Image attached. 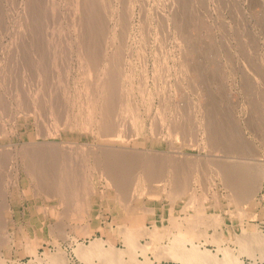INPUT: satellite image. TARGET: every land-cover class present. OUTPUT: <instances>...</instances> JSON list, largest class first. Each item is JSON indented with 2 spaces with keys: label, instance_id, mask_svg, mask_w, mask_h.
<instances>
[{
  "label": "rangeland",
  "instance_id": "1",
  "mask_svg": "<svg viewBox=\"0 0 264 264\" xmlns=\"http://www.w3.org/2000/svg\"><path fill=\"white\" fill-rule=\"evenodd\" d=\"M95 1L0 0V264L28 262V245L40 254L60 245L70 264H84L72 250L75 240L97 236L123 247L113 233L120 224L152 229L159 222L176 232L174 220L198 216L194 230L219 223L207 230L222 232L231 248L235 235L253 225L264 232V0ZM111 68L119 88L110 91ZM114 97L119 102L107 103ZM41 145L50 155L33 153ZM109 150L116 157L134 154L135 166L124 172L118 163L119 170L107 167L111 173ZM232 162L252 166L259 178L242 204L218 168ZM69 164L75 172L83 165L77 170L83 175L73 176ZM108 172L127 186L118 178L115 185ZM127 172L135 179L128 182Z\"/></svg>",
  "mask_w": 264,
  "mask_h": 264
},
{
  "label": "bare ground",
  "instance_id": "2",
  "mask_svg": "<svg viewBox=\"0 0 264 264\" xmlns=\"http://www.w3.org/2000/svg\"><path fill=\"white\" fill-rule=\"evenodd\" d=\"M94 1V3L96 2L95 0H93ZM101 1H103V0H101ZM89 2V1H88ZM109 2V1H108ZM187 2V1H186ZM86 3V2H85ZM91 3H93V2H91ZM91 3H90V5H91ZM103 3H106V1H104ZM98 4H99V2H98ZM100 4H102V3H100ZM89 5V6H90ZM103 5H105V4H103ZM92 6V5H91ZM90 6V7H91ZM95 6H97V5H95ZM99 6V5H98ZM102 6V5H101ZM107 5H105V7H106ZM89 8V7H88ZM96 8V7H95ZM99 8V7H98ZM97 8V9H98ZM87 9V8H86ZM94 9V8H93ZM92 9V11H94ZM101 10L103 9V11H104V8L102 7V8H100ZM100 9H98V10H100ZM109 9V8H108ZM107 9V10H108ZM90 10V9H89ZM106 10V11H107ZM85 11H87V10H85ZM95 11H97V10H95ZM94 11V12H95ZM89 12V11H88ZM98 12V11H97ZM105 12V11H104ZM87 13V12H86ZM92 13V12H91ZM98 13H100V12H98ZM93 14H97V13H93ZM103 14V13H102ZM88 16H89V18H91V14L89 15V14H87ZM98 15V14H97ZM94 16V15H93ZM92 16V17H93ZM95 17V16H94ZM100 16L98 15V18H99ZM88 18V17H87ZM88 18V19H89ZM95 18H97V17H95ZM102 18V17H101ZM101 18H100V20H101ZM87 19V20H88ZM94 19V18H93ZM99 20V19H98ZM93 22L94 21H92V24H93ZM88 23H90L89 21H88ZM95 23V22H94ZM96 23H98V22H96ZM99 23H101V21L99 22ZM91 24V25H92ZM88 25H90V24H88ZM87 25V26H88ZM95 25V24H94ZM94 25H92L93 27H94V29H96L95 28V26ZM99 25V24H98ZM92 26L90 27L91 29H93L92 28ZM100 26V25H99ZM97 27V26H96ZM89 28V27H88ZM89 28V31H92L91 29ZM99 28V27H98ZM100 28H102V26H100ZM99 28V29H100ZM94 29H93V31H92V33L94 32V35L96 34V31H94ZM97 31H98V29H96ZM102 30H103V28H102ZM101 30V31H102ZM89 31H87V32H89ZM100 31V32H101ZM179 31V30H178ZM104 32V31H103ZM102 32V33H103ZM98 33V32H97ZM89 34L91 35V33L89 32ZM93 35V34H92ZM102 35V34H101ZM90 37V36H89ZM98 37H101V36H97V39H98ZM92 38H93V36H92ZM96 38H94V40H97ZM87 41H89V40H87ZM92 41V40H91ZM93 43L95 42V41H92ZM97 42V41H96ZM92 43V44H93ZM89 44H91V43H89ZM95 45H96V43H94ZM88 45V44H87ZM91 46V45H90ZM89 46V47H90ZM88 47V46H87ZM96 47H97V45H96ZM93 49H95V51H96V48H94L93 47ZM88 50H92L91 48L89 49L88 48ZM95 51H93V52H95ZM91 51H89L88 53H90ZM93 52H91V53H93ZM117 53V52H116ZM119 53V52H118ZM90 55V54H89ZM94 55H95V53H94ZM119 55V54H118ZM116 56V61H118L117 60V55H115ZM90 58H93V57H90ZM94 61H95V59H93ZM93 61V62H94ZM114 61V60H113ZM120 61V60H119ZM120 64L122 63V62H119ZM112 64H114V63H112ZM118 64V63H117ZM114 65H112V67H113ZM111 67V66H110ZM117 67H118V65H117ZM112 69H114V71L116 70V68H111V70ZM120 69H121V67H120ZM119 69V72L121 71ZM113 71V72H114ZM115 74H112V73H110L111 75H113L114 77L117 75L116 74V71L114 72ZM121 74V73H120ZM119 75V74H118ZM109 76V75H108ZM122 76V75H121ZM111 76H109V78H110ZM116 77H118V76H116ZM115 77V81L112 79V78H110L108 81L109 82H107L108 84H107V86L108 87H110V91H111V88L112 87H115L114 85H116V80H117V78ZM120 77V76H119ZM105 79H106V77H105ZM119 80V79H118ZM121 80V79H120ZM118 81V83L119 82H121V81ZM105 81V80H104ZM103 83V81H100L99 82V84H101V85H99L100 87L103 85L102 83ZM116 82V83H115ZM115 83V84H114ZM114 84V85H113ZM118 85V84H117ZM105 87H106V83H105ZM107 87V88H108ZM122 87V86H121ZM106 88V89H107ZM116 88V90L119 88L118 86L117 87H115ZM105 89V88H104ZM112 89H114V88H112ZM123 89V88H122ZM110 91H108V94L110 93ZM114 92V91H113ZM116 93H118V92H120V90H118V92L117 91H115ZM100 94H101V92H100ZM108 94H104V95H108ZM119 94V93H118ZM117 94V96H119ZM123 94V93H122ZM125 94V93H124ZM111 96H113V94L111 95ZM116 96V95H115ZM124 98H125V95H122ZM108 98H107V100H111V99H109V95L107 96ZM120 97V96H119ZM122 97V98H123ZM39 98H40V96H39ZM101 98H102V96H101ZM104 98H106L105 96H104ZM114 99H116V97H114L113 98V101H107V103H110V102H114L115 100ZM118 102H119V98L118 99H116ZM261 100V99H260ZM106 100L104 99V102H105ZM261 101H263V100H261ZM106 103V102H105ZM115 103H117V102H115ZM264 103V102H263ZM262 103V104H263ZM92 104V103H91ZM91 104H90V106H91ZM114 104V103H113ZM112 104V105H113ZM106 105V104H105ZM109 105H111V104H109ZM115 106L113 107V108H115L116 109V107H118V103H117V105L116 104H114ZM260 105H261V102H260ZM94 106V105H93ZM92 106V107H93ZM99 106H100V104H99ZM104 105H101V107L102 108H104L103 107ZM107 107H108V105H106ZM91 108V107H90ZM101 108V109H102ZM106 108V107H105ZM104 108V109H105ZM168 108V107H167ZM173 108V107H172ZM176 108H178V107H176ZM110 109V108H109ZM263 110H264V108H262ZM94 110V109H93ZM112 111H114V114H115V112L116 111H118V110H114V109H111ZM121 110V109H120ZM174 110V109H173ZM177 110V109H176ZM175 110V111H176ZM181 109H179V111H180ZM97 111V110H96ZM106 111V110H105ZM105 111L104 110H102V113H105ZM110 111V110H109ZM112 111H110L111 113H112ZM175 111H173V112H175ZM178 111V110H177ZM177 111H176V113H177ZM194 111V110H193ZM121 112V111H120ZM263 112V111H262ZM181 113H183V112H180L179 114H181ZM188 113H191V112H189L188 111ZM106 116L108 115V113H107V111H106ZM105 114H104V116H105ZM110 114V113H109ZM121 114V113H120ZM173 115H174V113H172ZM184 114V113H183ZM92 115V114H91ZM103 115V114H102ZM119 115V113L117 114V116ZM121 115H123V114H121ZM192 115H194V114H192ZM112 117L111 118H113V114L111 115ZM188 115H186V117H187ZM195 116H196V114H195ZM195 116H193L194 117V119H195ZM102 117V116H101ZM115 117V116H114ZM119 117H121L120 115L117 117L118 118V120L117 121H119ZM123 117H125V116H123ZM171 117V116H170ZM183 117H185V116H183ZM182 117V118H183ZM185 117V118H186ZM192 117V118H193ZM109 118H110V116H109ZM110 118V122H112V119ZM117 118H115V119H117ZM122 118V117H121ZM176 118V117H175ZM189 118H191V117H189ZM204 118V117H203ZM106 119V118H105ZM114 119V118H113ZM180 119H181V117H180ZM188 119V118H187ZM96 120L98 121V123H99V121L100 120H98L97 118H96ZM103 120V119H102ZM102 120H101V122H102ZM122 120V119H121ZM174 120V119H173ZM172 120V121H173ZM179 120V119H178ZM104 121H106V120H104ZM104 121H103V123L102 124H106V123H104ZM114 121V120H113ZM116 121V120H115ZM113 122V124L115 123L116 124V122ZM110 122H107L108 123V125H109V123ZM121 122V121H120ZM175 122V121H174ZM177 122V121H176ZM180 122V121H179ZM97 123V124H98ZM119 123V122H118ZM117 123V124H118ZM183 123V122H182ZM185 123V122H184ZM206 123H207V121H206ZM210 123V122H209ZM100 124V123H99ZM117 124L116 125H112V124H110V125H112V127H113V129H114V127L116 128V126H117ZM104 125H102V126H104ZM107 125V124H106ZM110 125L108 126V128H106L107 130L109 129V127H110ZM180 125V127L182 126L181 125V123L179 124ZM184 125V124H183ZM214 125V124H213ZM102 126H100V128L99 129H101V127ZM175 126V125H174ZM218 126V125H217ZM230 126V125H229ZM106 127V126H105ZM112 127H110V128H112ZM177 127H179V126H177ZM179 127V128H180ZM186 127V126H185ZM209 127V126H208ZM207 127V128H208ZM213 127V126H212ZM103 128V127H102ZM176 128V127H175ZM182 128H184V127H181V129ZM205 128V127H204ZM206 128V129H207ZM214 128V127H213ZM212 128V129H213ZM230 128H232V127H230ZM105 129V128H104ZM180 129V130H181ZM209 129V128H208ZM211 129V130H212ZM219 129V128H218ZM102 130V129H101ZM100 130V131H101ZM184 130H186V129H184ZM211 130H210V132H211ZM216 130H217V128H216ZM215 130V131H216ZM103 131H106V130H103ZM112 130H109V132H111ZM114 131H116V130H114ZM182 131V130H181ZM208 131V130H207ZM214 131V130H213ZM220 132L222 131L223 132V130H219ZM225 132V131H224ZM227 132V131H226ZM231 132V131H230ZM186 133V132H185ZM101 134H102V132H101ZM105 134V133H104ZM110 134V133H109ZM208 134V133H207ZM210 134V133H209ZM211 134H213V132L211 133ZM220 134V133H219ZM222 134V133H221ZM237 134V133H236ZM107 135V134H106ZM217 135V134H216ZM231 135H232V133H231ZM208 136V135H207ZM212 136V135H211ZM222 136V135H221ZM224 136V135H223ZM234 136V135H233ZM213 137V136H212ZM211 137V139H213ZM225 137L227 138V140H228V137H227V134L225 135ZM229 137H230V135H229ZM216 138H217V136H216ZM216 138H214L215 140H216ZM232 137H230V140H232L231 139ZM237 138V137H236ZM235 138V139H236ZM222 139H224L223 137H222ZM209 140H210V138H209ZM208 140V141H209ZM215 140H213V141H215ZM230 140H228V141H230ZM212 141V140H211ZM220 141V140H219ZM224 141V140H223ZM233 141H235V140H233ZM216 142L217 141H215V144H216ZM225 142V141H224ZM208 143V142H207ZM211 142H209L208 144H210ZM213 143V142H212ZM220 143H222V142H220ZM233 143V142H232ZM235 143V145L234 146H236V141L234 142ZM32 144H34V143H32ZM228 144H231V141L228 143ZM243 144V143H242ZM219 145V144H218ZM222 145V144H221ZM240 145V144H239ZM244 145V144H243ZM42 146V145H41ZM211 146L213 147L214 145H212L211 144ZM216 146V145H215ZM232 146V145H231ZM32 147V146H31ZM48 147V146H47ZM224 147H226V146H224ZM237 147V146H236ZM243 148H245L244 146H242ZM40 147H38L37 149H39ZM41 148H43L44 149V147L42 146ZM52 148V147H51ZM57 147H55V149H56ZM31 149V148H30ZM45 149H46V147H45ZM42 150L41 151V149L39 150V151H37L36 149H35V152L33 151V153H35V155L37 154V155H39L40 157H43L44 155H50V151H51V149L48 147V149H50V151H48V150ZM69 149H71V148H69ZM69 149H66L65 151H66V155H68L67 154V152L68 151H71V150H69ZM100 149V148H99ZM102 149V148H101ZM229 149V148H228ZM234 149L236 150V148L234 147ZM239 149H241V147L239 148ZM238 149V151H241V150H239ZM32 150H33V147H32ZM31 150V151H32ZM53 150V149H52ZM58 150V149H57ZM104 150V149H103ZM107 150V149H106ZM106 150H104L105 152H106ZM110 150H112V149H110ZM109 150V152L107 153V155H113L114 153H111V154H109L111 151ZM113 150H114V148H113ZM244 150V149H243ZM243 150L241 151V152H243ZM26 151H27V149H26ZM60 151V150H59ZM63 151H64V149H63ZM30 152V151H29ZM58 152V151H57ZM88 152V151H87ZM91 154H92V149H91ZM94 152V151H93ZM105 152H103L102 151V153H104V156L106 157V155H105ZM112 152H114V151H112ZM27 154H28V152H26ZM61 153V152H60ZM75 153H77V152H75ZM75 153H74V156H72V157H76L77 156V154H76V156H75ZM83 154V153H85L84 151H80V154ZM95 154H96V152H94ZM102 153H101V155H102ZM30 154H31V159L32 158H35V157H33L34 155L30 152ZM30 154L27 156V157H29L30 156ZM42 154V155H41ZM52 154H55V156H56V151H55V153H54V151H53V153ZM51 154V155H52ZM59 154V153H58ZM88 154V153H87ZM118 154V153H117ZM123 154H125V153H123ZM126 154H128V153H126ZM64 156H66L65 155V153L63 154ZM69 155H72V153L71 154H69ZM39 156H37L38 158H40ZM54 155H52V157H53ZM61 156V155H60ZM59 156V157H60ZM82 156V158H83V161H84V157L83 156H85V154L84 155H81ZM97 156V155H96ZM108 156V157H109ZM118 156V155H117ZM46 157V156H45ZM48 157V156H47ZM58 157V156H57ZM71 157V158H72ZM78 157L79 156H77V158L76 159H78ZM108 157H106V158H108ZM113 157H115L114 158V162H112L111 163V161L110 162H108V164H109V166L107 165V163H106V165L107 166H105L106 168L108 167H110V168H112L113 170H114V168H117V165H118V163L120 164V166L123 168V164H124V168L125 167H128L129 165H131V163L132 162H134L135 161V159L136 158H134V154H133V157H131V156H129V155H125V156H119V157H116L115 156V154H114V156ZM63 158H65V157H63ZM68 158V160L70 159V157H66L65 159H67ZM98 158H100V156L98 157ZM102 159L104 158V157H101ZM134 158V159H133ZM139 158V157H138ZM28 159V158H27ZM43 159V158H42ZM53 159V158H52ZM56 159H58V158H56ZM37 160V161H36ZM45 160H47V158L45 159ZM50 160V159H49ZM55 160V159H54ZM60 160V159H59ZM63 160V159H62ZM62 160H60L61 162H62ZM67 160V161H68ZM72 161H74L73 159H71ZM70 160V161H71ZM80 159H78L77 161H79ZM100 160V159H99ZM98 159H97V163H99L100 161H99ZM109 160H111L110 158L108 159V161ZM137 160H141V159H137ZM147 160V159H146ZM148 160H151V158L149 159L148 158ZM147 160V162H149ZM153 161H154V159H152ZM151 160V161H152ZM160 160V159H159ZM33 161H34V163L36 164L37 162H38V159H33ZM32 161V162H33ZM65 161V160H64ZM71 161V162H72ZM76 161V162H77ZM99 161V162H98ZM102 161V162H103ZM151 161H150V163H149V166H151L150 164H151ZM156 161V160H155ZM31 162V161H30ZM41 163L43 162L44 163V161L43 160H41L40 161ZM46 162H48V160L46 161ZM146 162V164H148ZM33 163V164H34ZM39 163V162H38ZM43 163H42V165H40V167L41 166H43ZM49 163V162H48ZM58 163V162H57ZM56 163V164H57ZM65 163H66V161H65ZM73 163V162H72ZM78 163V162H77ZM81 163V162H80ZM137 163V166H138V162H136ZM142 163H144V162H142ZM232 163H234V162H232ZM31 164V163H30ZM29 164V166H30V169H31V166H33V168L35 167L34 165H30ZM40 164V163H39ZM56 164H54L55 166H56ZM74 164L75 165H77L76 163H75V161H74ZM100 164V163H99ZM98 164V165H99ZM114 164H116V167H115V165ZM132 164H134V163H132ZM140 164V163H139ZM145 164V166H147ZM152 164H153V162H152ZM156 164H157V162H156ZM155 164V165H156ZM44 165H45V163H44ZM72 166H73V164H71ZM74 165V166H75ZM103 165H105L104 163H103ZM144 165V164H143ZM38 166V165H37ZM51 166V165H50ZM55 166H53V167H55ZM58 166V165H57ZM62 166V165H61ZM66 166V165H65ZM69 166H70V164H69ZM73 166V167H74ZM83 166V165H82ZM82 166H81V164H80V166H79V168H82ZM119 166V165H118ZM134 166H135V164H134ZM133 165H132V167H134ZM39 167V166H38ZM43 167H45V166H43ZM63 167V166H62ZM77 166H75L74 167V169L76 168ZM103 167V166H102ZM105 167H103V168H105ZM120 167V168H121ZM252 167V166H251ZM251 167L249 166V165H244V163H242V164H240L239 165V163H237V164H231L230 163V165L229 164H222V163H220V165H219V169H220V171H222L223 173H224V176H225V179H226V181H227V183H230V184H228V185H230V186H232V187H230L231 188V190H233V193H234V189H235V191L238 193V195L240 196V197H242L241 199H240V201H241V204H242V202H243V198H244V201L246 200L245 198H248V196H250L251 197V194H253V192H256L255 190H256V188L258 187V180H259V178H258V174L256 173H251ZM57 168V167H56ZM61 168V167H60ZM70 168H71V171H72V167L70 166L69 167V170H70ZM78 168V167H77ZM76 168V169H77ZM78 168V169H79ZM102 168V169H103ZM107 168V169H108ZM122 168H121V170H122ZM128 168H130V167H128ZM148 169V167H145V169ZM156 169H157V167H155ZM154 168V169H155ZM257 168V167H256ZM36 170H37V167L35 168ZM34 169V170H35ZM39 170H42V168L40 169V168H38ZM50 169H53V168H50ZM77 169V170H78ZM111 169V170H112ZM118 169V168H117ZM116 169V172L118 173L119 171V169L117 170ZM133 169V168H132ZM131 169V170H132ZM151 169V168H150ZM149 169V170H150ZM43 170H44V168H43ZM43 170L41 171V173H43ZM49 170V169H48ZM54 170H56L55 168H54ZM61 170V169H60ZM76 170V172L75 171H72L73 172V176L75 175L74 173H76V175L78 174V171ZM81 171H82V169H80ZM106 170V169H105ZM110 169H108V171H110L111 173H112V171H111ZM126 168H125V170H124V172H126ZM130 170V171H131ZM159 170V169H158ZM253 171H255L254 169H252ZM33 171V170H32ZM45 171H46V167H45ZM44 171V172H45ZM81 171H80V173H81ZM104 171V170H103ZM129 171V172H130ZM133 171V170H132ZM157 171V170H156ZM219 171V172H220ZM49 172V171H48ZM52 172V171H51ZM105 172H107V171H105ZM110 172H108V175H111V173ZM122 173H123V171H121ZM129 172H127V173H129ZM37 173V172H36ZM40 173V172H39ZM39 173H37V174H39ZM46 173V172H45ZM55 173H56V171H55ZM65 173V172H64ZM110 173V174H109ZM114 173V172H113ZM127 173H125L126 174V176H124L125 177V179H128L127 181L129 182V179L130 180H133V179H135V177H133V175H132V177H133V179L132 178H128L127 177V175H130V173L129 174H127ZM135 173V172H134ZM221 173V172H220ZM52 174H53V172H52ZM106 174V173H105ZM42 176H43V174H41ZM67 175H69L70 176V174L68 173ZM79 176H81V175H83V174H78ZM107 175V174H106ZM120 175H121V173H120ZM119 175V176H120ZM123 175H124V173H123ZM223 175V174H222ZM221 175V176H222ZM36 176V175H35ZM44 176H45V174H44ZM47 177H49L50 178V174H49V176L48 175H46ZM45 176V177H46ZM55 176V175H54ZM63 176V175H62ZM69 176H68V179H69ZM72 176V177H73ZM111 176H113V178L112 179H110V180H113L114 178L115 179H117L118 178V180L119 181H121V179H123V181H122V183H124V178H122V176H121V179L119 178V177H114V175L112 174ZM115 176H116V174H115ZM131 176V175H130ZM129 176V177H130ZM40 177V175H38V178ZM45 177H44V180H45ZM52 177V176H51ZM56 177V176H55ZM54 177V178H55ZM71 177V176H70ZM127 177V178H126ZM155 177V176H154ZM260 177V176H259ZM37 178V177H36ZM43 178V177H42ZM77 178H80V177H78L77 176ZM109 178V177H108ZM111 178V177H110ZM52 179V178H51ZM62 179V178H61ZM71 179V178H70ZM82 179V178H81ZM113 180L114 182L115 181H117L116 183H115V185L116 184H118V180ZM39 181H40V178L38 179ZM49 180V179H48ZM53 180V179H52ZM56 180H58L57 178H56ZM55 180V181H56ZM74 180V179H73ZM75 180H76V177H75ZM74 180V181H75ZM42 181V180H41ZM63 181V180H62ZM77 181V180H76ZM75 181V182H76ZM80 181H82V180H80ZM80 181H78V183L77 184H79L80 183ZM71 182L72 181H70V184H71ZM132 181H130V183H131ZM40 183V182H39ZM48 183L49 184H47V185H50V183L52 184V182L51 181H48ZM54 183V182H53ZM68 183H69V180H68ZM127 182L125 181V183L123 184V185H125ZM134 183V182H133ZM132 183V184H133ZM44 184H45V181H44ZM66 184V183H65ZM114 184V183H113ZM42 185H43V183H42ZM75 185V184H74ZM122 185V184H121ZM134 185V184H133ZM133 185H132V187H133ZM178 185V184H177ZM176 185V186H177ZM53 186V185H52ZM56 186V185H55ZM54 186V187H55ZM79 186V185H78ZM77 186V187H78ZM114 186V185H113ZM125 186H127V184L125 185ZM129 186V185H128ZM179 186V185H178ZM177 186V187H178ZM48 187H50V186H48ZM73 187V186H72ZM115 187V186H114ZM118 187V186H117ZM44 188V187H43ZM121 188H122V186H121ZM121 188H119L120 190H121ZM125 188V187H124ZM124 188H123V190H124ZM130 188H131V186H130ZM74 189V188H73ZM78 189H80V188H78ZM77 189V190H78ZM129 189V188H128ZM49 190H50V192H51V190H53V188L52 187H50L49 188ZM76 190V191H77ZM125 190H127L126 188H125ZM130 190V189H129ZM48 191V190H47ZM65 191V190H64ZM79 191V190H78ZM78 191H77V193H78ZM54 192V191H53ZM80 192V191H79ZM124 192V191H123ZM122 192V193H123ZM128 192V191H127ZM232 192V191H231ZM65 193V192H64ZM69 193H70V190H69ZM69 193H68V191H67V195H69ZM74 193V192H73ZM121 193V192H120ZM52 194V193H51ZM72 194V193H71ZM124 194H126V192H124ZM128 194V193H127ZM65 195V194H64ZM234 195V194H233ZM70 196V195H69ZM125 196H123V198H124ZM126 198V197H125ZM128 198V197H127ZM239 198V197H238ZM66 200H67V198H66ZM71 200V199H70ZM75 200V199H74ZM68 201V200H67ZM247 201V200H246ZM73 204H74V202H72ZM72 204V205H73ZM68 205V204H67ZM69 208H70V206H69ZM199 210V212H201L200 211V209H197V211ZM203 212V211H202ZM202 212H201V214H202ZM199 214V213H198ZM200 214V215H201ZM247 216V215H246ZM191 217V216H190ZM198 216H196V217H193L192 216V218H188V219H186V221H185V223H183V222H179L178 220H174L173 221V228H175V229H177V231L176 232H173V230L172 229H168L167 230V228H163V227H161V226H159L160 225V223L159 222H155V224H154V226H153V228L152 229H150V228H148V227H146L145 225H143L142 223H138V224H132L131 226H128V225H126V224H120V225H117V227L115 228V229H113V233L120 239V241H121V243H122V246L123 247H118L114 242H112V241H110V240H106V239H104L103 237H92V238H90V240L89 241H87V242H82V241H78V240H75V242H74V245H73V252H74V254H75V256L77 257V259H79L82 263H84V264H156V263H160L161 261H163V260H165V261H172V262H175V263H177V264H245L244 263V260H243V257H248L249 259H251L252 261H253V264H264V232L263 231H260V230H258V227H257V225H253L252 226V228L249 230H243L241 233H239V234H237V235H235V237H234V241H231V243L233 242L234 244H235V248H231L230 246H229V244L227 245V239L224 237V235H223V233L222 232H220V231H214L215 233H212L211 235L209 234V232H208V228L207 227H209V226H213L214 228H217L220 224L218 223V225H217V223L215 224H208V225H206V228L205 229H203V230H194L193 229V227H194V225H195V223L197 224V225H199V219L197 218ZM181 220H183V219H181ZM114 224V223H113ZM201 224V223H200ZM183 229H185V230H183ZM164 236H165V238H167L168 239V243H166V244H161V240L164 238ZM234 235H232L231 237H233ZM76 238V237H75ZM74 240V239H73ZM143 241H145V242H143ZM229 241V240H228ZM53 242V241H52ZM230 242V241H229ZM37 243V242H36ZM59 243V242H58ZM38 244V243H37ZM233 244V245H234ZM209 245H212V246H214L215 248L214 249H211L212 247H208ZM37 246V245H36ZM56 247H57V249H56V252H54V253H51V251L50 252H44L43 254H40L39 252L40 251H38L37 250V248L36 247H32V246H29L28 245V247H27V249H28V251H29V253L31 254V258L29 259V261L28 262H26V263H23V264H70L69 263V260H68V257H67V254H66V251L60 246V245H56ZM25 248V247H24ZM49 248V247H48ZM54 248V247H53ZM47 251V250H46ZM150 253L152 254V256H150ZM152 257H154V259L152 258Z\"/></svg>",
  "mask_w": 264,
  "mask_h": 264
}]
</instances>
